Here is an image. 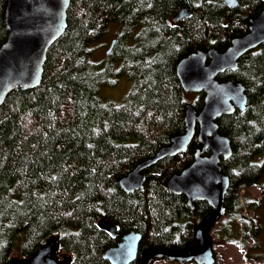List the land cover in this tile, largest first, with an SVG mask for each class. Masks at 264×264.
<instances>
[{"label":"trees","instance_id":"1","mask_svg":"<svg viewBox=\"0 0 264 264\" xmlns=\"http://www.w3.org/2000/svg\"><path fill=\"white\" fill-rule=\"evenodd\" d=\"M237 2L229 8L223 0H70L67 27L47 51L40 85L12 91L0 106V264L30 257L51 236L59 237V253L71 264H109L104 252L118 238L97 228L101 218L119 235L139 232L141 251L194 243V231L211 209L198 203L190 211L166 183L190 165L196 141L185 154L147 169L140 191L124 193L118 179L184 132L188 104L201 109L203 96L187 100L176 65L191 52L225 51L247 33L249 19L264 5ZM182 7L189 17L174 24ZM4 9L0 0V46L8 35ZM109 23L122 29L109 59H120L119 74L131 81L118 104L98 98L101 86L117 83V74L112 68L100 72L89 58L90 42L102 38ZM218 79L240 83L247 107L217 121L232 156L221 162L230 188L227 214L215 233L231 245L242 236L244 247L261 233L250 215L255 202L248 189L264 176V44Z\"/></svg>","mask_w":264,"mask_h":264},{"label":"water","instance_id":"2","mask_svg":"<svg viewBox=\"0 0 264 264\" xmlns=\"http://www.w3.org/2000/svg\"><path fill=\"white\" fill-rule=\"evenodd\" d=\"M4 24L8 31L0 46V106L14 90L29 91L37 88L42 80L43 66L48 49L59 39L67 27V10L70 0H3ZM227 7L235 8L237 0H223ZM264 5V0H259ZM189 17L182 7L173 16L178 24ZM114 42L106 54H109ZM264 44V9L249 19L248 31L233 38L225 51L216 49L191 52L176 65V77L185 93L203 96V106L197 111L187 105L184 114V132L173 136L170 143L161 147L153 157L138 164L131 172L118 179L126 194L143 189L145 171L166 158L186 153L196 140L200 145L192 163L166 183L167 190L175 196H184L190 210L196 202L206 203L210 214L195 232L197 247L169 249L151 247L144 253L140 264L153 259H166L177 263L215 264L210 231L216 221L226 216L225 197L230 188L229 177L220 162L232 156L230 141L220 134L217 121L247 107L245 88L240 83L219 81L226 71L235 72L238 61ZM196 138V139H195ZM208 152L206 155L205 153ZM97 228L111 239L120 237L117 244L105 250L103 258L109 264L135 262L142 236L130 231L119 236L118 227L111 221L99 219ZM9 264H71V258L59 253V237L51 236L27 258L13 257Z\"/></svg>","mask_w":264,"mask_h":264},{"label":"rangeland","instance_id":"3","mask_svg":"<svg viewBox=\"0 0 264 264\" xmlns=\"http://www.w3.org/2000/svg\"><path fill=\"white\" fill-rule=\"evenodd\" d=\"M121 33L122 29L118 24L109 23L106 34L89 44L90 61L97 66L98 70L102 72L106 71L107 68H112L117 74V83L114 86L104 85L100 87L98 98L102 103H121L131 89V81L125 74H119L121 60L118 58L109 59L108 54H106L112 41L116 40V36ZM126 45L127 47H132L134 45L133 39L129 38ZM195 97L196 94H189L187 100L192 103ZM248 193L255 201V209L253 212H250V215L252 217L255 215L254 219L257 218L259 220L261 234L257 239L248 238L244 241L245 246L243 247L242 244L239 246L223 243L222 239L218 238L217 233H215L218 228L217 225L213 226L211 236L213 239V249L217 252L216 264H264V176L260 179L257 186L248 189ZM65 255L68 256L67 254ZM155 264L174 263L157 261Z\"/></svg>","mask_w":264,"mask_h":264},{"label":"flooded vegetation","instance_id":"4","mask_svg":"<svg viewBox=\"0 0 264 264\" xmlns=\"http://www.w3.org/2000/svg\"><path fill=\"white\" fill-rule=\"evenodd\" d=\"M114 41H116V40H114ZM114 41H112V42H114ZM198 144V143H197ZM200 145L198 144V146L195 148V150L193 151V157H194V153H195V151H196V149L199 147ZM206 155L208 154V152H206L205 153ZM154 156V155H153ZM193 157H192V159H193ZM193 161V160H192ZM192 163V162H191ZM190 163V164H191ZM146 175V174H145ZM185 198V197H184ZM198 203H202V202H196V204H195V206L198 204ZM206 204V203H205ZM185 205H186V198H185ZM207 205V204H206ZM208 206V205H207ZM209 207V206H208ZM210 208V207H209ZM189 209V208H188ZM196 209V207L194 208V210ZM190 210V209H189ZM194 210H190V211H194ZM208 216V215H207ZM205 218V217H204ZM203 218V219H204ZM202 219V220H203ZM201 220V221H202ZM200 221V222H201ZM200 222H199V224H198V226L200 225ZM119 236H122V235H119ZM119 239H120V237H118V240L117 241H119ZM117 243V242H116ZM193 246H197V243H195V241H194V243H192L191 245H189V246H187V247H193ZM139 247H140V245H139ZM187 247H185V248H187ZM151 248V247H150ZM148 249H149V247H148ZM148 249H146V250H148ZM170 249V248H169ZM173 249V248H172ZM182 249H184V248H182ZM146 250H143V251H141L140 249L138 250V255H137V258H136V260H135V262H133L132 264H140V261H141V259H142V257H143V255H144V253L146 252ZM176 250V249H175ZM60 255H62V254H60ZM157 261H168V260H166V259H157V260H151V261H149V263L148 264H155ZM170 262V261H169ZM171 263H174V262H171ZM175 264V263H174ZM189 264H194V263H189Z\"/></svg>","mask_w":264,"mask_h":264}]
</instances>
